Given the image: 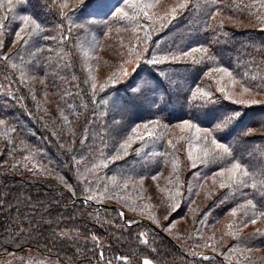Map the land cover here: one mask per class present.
Instances as JSON below:
<instances>
[{"label":"trees","instance_id":"obj_1","mask_svg":"<svg viewBox=\"0 0 264 264\" xmlns=\"http://www.w3.org/2000/svg\"><path fill=\"white\" fill-rule=\"evenodd\" d=\"M172 1L171 6L178 2ZM79 2L27 0L6 13L8 19L0 39H3V51L11 61L0 60V120L5 121L0 125V264H106L108 260L120 264L115 260L118 255L133 257L132 264H139L144 258L155 264H237L229 251L231 247L247 245L252 251L264 250V235H254L257 230L264 234V219L240 231V237L246 239L224 235L230 222L246 219L243 212L238 211L236 217L229 213L230 209H239L253 198L257 190L251 188L252 181H249V187L235 194L229 189H219L212 185L211 175L218 168L227 166V161L193 169L184 152L186 142L180 141L177 144L180 151L176 155L180 158L181 194L177 197L179 206L171 211L169 204L176 191L172 157L160 155L169 151V139L187 135L174 127L180 121L191 118L201 127H212L213 124L205 118L207 111L223 115L239 110L244 113L241 121L215 133V136L218 140L226 136V142L236 155H242L248 163L255 180H264V93L244 97L254 98L261 104L238 105L216 92L213 79L204 76L214 66L213 62L165 64L160 67L178 82V87L173 88L171 96L166 98L168 102L164 104V110L134 113L122 103L124 89L137 77L148 81V74L154 69L138 62L133 53L131 62L124 65L129 75H119L120 65L129 58L128 49L136 41L129 22L114 19L112 15L117 7L125 8L130 15L134 10L127 8L123 0H106L103 4L84 0V6L76 8ZM192 2L193 7L170 24L157 26L149 41V52L156 54L161 47L174 45L185 49L204 45L224 66L249 76L264 75V8L260 7L264 0H218L216 4L211 0ZM61 3L67 4L66 12L76 8L72 19L65 21L64 31L68 27L72 31L71 39L64 42L60 41L57 27L60 23L58 5ZM160 3L158 0L156 6ZM45 4L49 7H44ZM235 5L248 7L241 9ZM170 7L163 12L155 7L150 12L164 16ZM217 7L223 9L224 17H232L231 20L225 19L222 28L219 18H210ZM21 8L27 11H21ZM93 13L96 15H90ZM4 14L5 11L0 9V16ZM27 14L38 15L45 31L26 37L27 44L23 41L17 43L15 32L18 26H22L19 17ZM86 20L96 22L89 25ZM140 23L145 27L149 24L143 18ZM125 28L129 30L125 31ZM108 29L111 32L105 35ZM44 36H56L57 39L45 40ZM121 39L125 47L120 46ZM37 49L41 51L37 52ZM142 50L137 46L136 51ZM33 53H36L35 57ZM13 63L19 66L18 69L11 67ZM92 64L111 68L104 78L95 81V96L90 83L84 82ZM20 70L26 72L27 83L21 82ZM113 74H116L115 84L109 79ZM41 79L47 87L39 82ZM228 83L224 78L223 84ZM101 85H105L103 91ZM197 85L213 91L217 103L205 105L193 99L191 92ZM65 92L70 95L64 96ZM60 109L68 117V123L60 115ZM153 119L169 125L162 140L136 141L125 159L107 168L94 167L103 160L98 147L103 149L104 156L111 155L130 134L132 127ZM114 120L120 123L116 125ZM249 128L254 134L243 136V131ZM114 129L121 131L117 134ZM102 134L106 136L107 147L100 142ZM61 144L71 151H66ZM135 149H139V153ZM73 155L81 160L78 167L74 165ZM25 157L30 159L25 160ZM161 172L163 175L154 181L152 177ZM197 172L201 177L199 180L194 175ZM113 176L121 183L129 176L134 180L143 177V184L121 192L109 182ZM61 177L72 185L75 195L64 186ZM105 185L116 192V197H111L110 191L105 193ZM157 185L165 191H160ZM85 188L98 198L87 201ZM225 193H229L226 198ZM141 195L143 198H138ZM120 196H124L128 203L119 199ZM255 200L260 201L258 210L264 211V201L259 195H255ZM133 201L135 205L145 207H135ZM248 211L251 214V209ZM121 212L124 218L120 217ZM150 215L159 221V227ZM128 220L138 223L129 226ZM169 225L171 230L165 231ZM61 230L68 232L69 237L59 238L56 233ZM141 232L148 234L147 245L138 237ZM93 234L99 237V244L90 239ZM214 242H220L217 244L219 253L204 246ZM100 252L104 253L105 260L98 259ZM193 252L199 255L193 256ZM205 255L211 259H202ZM249 255L252 264H264V253Z\"/></svg>","mask_w":264,"mask_h":264},{"label":"snow or ice","instance_id":"obj_2","mask_svg":"<svg viewBox=\"0 0 264 264\" xmlns=\"http://www.w3.org/2000/svg\"><path fill=\"white\" fill-rule=\"evenodd\" d=\"M27 0H0V9L5 11L3 16H0V37H3L5 32V21L8 19L7 12H11L17 5H22L26 3ZM106 0H96V3L103 4ZM155 2H145V0H123L124 5L134 10L130 15L125 8L117 7L115 11L112 13L113 18L117 20H125L129 22L130 30L133 34V38L136 41L128 49V59H125L123 63L120 65V76H128V71L124 68L125 64L131 62L133 57V53H135V59L138 62L145 63L149 66H152L154 69L150 71L148 76V81H143L142 78L137 77V80L133 81L128 85L125 91V98H123L122 103L126 109L132 110L134 113L140 111H152L155 109L156 111H163L164 104L167 103V97H170L173 88L178 87V82L173 80L169 75L168 71L161 68V65L165 64H187L191 63L192 65H200L205 62L211 61L213 62L212 67H210L205 73L204 76L206 78L213 79V82L217 85L215 89L216 92L222 93L226 100H230L238 105L252 106L261 104V101H258L254 98L245 99L247 96H254L257 94L264 93V75H251L248 73H240L235 69L224 66L218 60L215 54H210L209 48L204 45H198L196 47H189L187 49L180 48L178 46H171L168 48L161 47L159 52L156 54H152L149 52V41L152 40V33L157 30V26L164 27L166 24H170L173 20H175L179 15H182L185 10H188L193 7L192 0H178L174 6H171L169 11L164 16H158L156 13L150 12L151 9L156 7ZM218 0H211V3L216 4ZM84 6V0H80V2L76 5V8ZM44 7H49V5L45 4ZM60 11L57 13L58 19L60 23L58 24V29L60 32V41H69L71 39V31L72 28L68 27L67 31L65 29V21L71 20L72 16L75 15L76 8L72 10V12L64 11L67 8L66 3H61L58 5ZM235 7H239L241 9L246 8L248 6L244 5H235ZM261 8H264V3H261ZM21 11H27L25 8H21ZM223 9L217 7L214 12L211 14V19L219 18V26L222 28L225 19L231 20V16L224 17L222 15ZM90 15H96L95 13ZM78 18V17H77ZM149 22L148 26L145 27L140 23V19ZM19 19L22 21V26H18V30L15 32L16 41H23L24 44L28 43L26 37H32L34 35H39L45 31V27L43 22L39 19V16L36 14H27L21 15ZM86 22L90 25L96 21L94 20H86ZM101 23H107V21H99ZM75 23V21H73ZM83 27V25H82ZM125 31H128L129 28H125ZM119 32L120 29H117ZM111 32V29H108V32L105 35H108ZM23 33V35H22ZM226 35V33H225ZM45 40L51 39L56 40V36H44ZM120 46L125 47L123 40H120ZM137 46L141 47L142 51H136ZM4 41L0 39V60L11 61V57L6 54L4 51ZM41 51L37 49V52ZM51 51V49H49ZM163 53V54H160ZM33 57L36 56V53L32 54ZM87 55V54H86ZM66 67L68 65H65ZM139 64H137V67ZM13 69H18L17 64H11ZM133 73L136 72L134 68ZM216 74V75H213ZM21 82L27 83L28 77L24 70H20ZM224 78H227L229 83L228 85L223 84ZM76 79V77H73ZM109 79L115 84L116 82V74H113ZM96 77L89 72L88 79L85 80V83H90V87L92 90V95L96 94ZM41 84H44L45 81L41 79L39 81ZM147 85V86H145ZM238 86V91H237ZM105 85L100 86V90H104ZM70 95V93L65 92L64 96ZM191 96L193 99L202 101L205 105H212L217 103L215 94L211 90H205L201 88L199 85L195 87V89L191 92ZM35 99V97H33ZM63 98V97H61ZM95 103V101H93ZM60 115L63 117V120L68 123V117L64 115L63 109H60ZM244 113L239 110H233L230 112H225L223 115H217L214 111L209 110L205 113V118L209 124H213L212 127H201L198 122H195L193 119H184L179 123L175 124L174 127L180 131V133H187V135H180L179 137H175L174 139H169L167 141L169 151L160 153L161 156L172 157L171 165L172 171L175 174V185L176 191L175 194L171 197V203L169 204V208L171 211H175L179 206V202L177 197L180 196V183H179V172H180V158L176 155L180 149L177 148V144L180 141H185L186 146L184 148V152L186 154V158L189 161L190 167L195 169L200 165L207 166L208 164H214L218 161H227V166L220 167L216 171H214L211 175L212 185H215L219 189H229V191L235 194L242 188L249 187V181H252L251 188L257 190L253 198L248 199L246 205L242 204L239 206V209L232 208L230 209V215L236 217L238 211L243 212L246 219L240 221H232L227 225V231L224 235H231L234 239H246L241 238L239 233L243 228L248 227L249 224L255 225L259 219H264V211L258 210V205L260 201L255 200V195H259L261 201H264V180L256 181L255 174L250 170L248 163L244 160V157L236 155L233 147L226 142L227 137H221L219 140L215 136V133L229 129L230 127H234L240 121ZM114 124L118 125L120 121L114 120ZM5 124L4 120H0V125ZM169 128L168 124H162L159 119L148 120L146 122H142L136 124L131 128L130 134H128L123 140L119 143L118 147L115 148L114 152L109 156H104L103 149L97 148V151L100 152L101 157H103L102 162L99 165H94V167L107 168L110 164H115L119 160L125 159L129 153V149L132 148L133 143L136 141L145 142L146 140H162L167 135V130ZM114 131L119 134L120 129H114ZM254 134L253 129H247L243 131L242 135L245 137L251 136ZM55 135V133H54ZM83 142V141H82ZM100 142L105 147H107L106 136L100 135ZM61 147H64L66 151H71V148H68L65 144H61ZM137 153H139V149H135ZM34 155V154H33ZM30 157H25V160H29ZM72 160L75 166H79L81 164V160L76 159L73 155ZM36 166L33 165V168ZM49 174H50V170ZM163 173H157L154 175L152 179L158 180ZM197 179H201L200 174L194 173ZM64 186L68 189L72 195H75V191L71 184H69L66 180L61 177ZM109 182L115 186L116 189H119L121 192L127 190L129 187H134L135 185L143 184V177L139 180H134L133 177H126L123 182H118L116 177L113 176L110 178ZM171 182V178H170ZM206 182V180H205ZM204 185L201 184V187ZM105 193H109V189L105 185ZM159 189V185H157ZM160 191H165V189H159ZM84 191L87 193L85 199L87 201H92L97 199L98 197L89 189L85 188ZM199 193H197L198 195ZM229 193H225V198ZM111 197H116V192L114 190L110 191ZM138 198H143V196H139ZM119 199L124 200L125 204H127V200H125L124 196H120ZM224 202V199L221 200ZM133 205L135 202L133 201ZM135 207H140L143 209L145 206L135 205ZM248 209H251V214H249ZM121 218H124V213H119ZM150 218L154 220V222L159 227V221L155 219L154 216L150 215ZM168 219L167 216L164 217ZM128 225L131 226L133 224L138 223L135 220H128ZM165 231L171 230V225L164 229ZM56 235L61 239H66L69 237V233L61 230L56 233ZM147 233L141 232L138 234V237L141 239V243L147 245ZM254 235H264L257 230ZM90 239L94 241L96 244H99V237L95 234L91 235ZM209 240H214V237H209ZM220 242L214 243H206L204 246L211 248L214 252L219 253V248L217 244ZM155 251V249H152ZM232 255L236 258L237 264H252V258L249 255L252 251V248L245 245V247L241 248L239 245L233 246L229 249ZM193 256L199 255L198 253H191ZM204 260H210L209 256H202ZM230 258V257H226ZM98 259L105 260L104 253L100 252ZM115 260L119 261L120 264H132L133 257L118 255L115 257ZM106 264H112L111 260L106 261ZM139 264H153L152 260L147 258L142 259Z\"/></svg>","mask_w":264,"mask_h":264},{"label":"rangeland","instance_id":"obj_3","mask_svg":"<svg viewBox=\"0 0 264 264\" xmlns=\"http://www.w3.org/2000/svg\"><path fill=\"white\" fill-rule=\"evenodd\" d=\"M74 1L75 0H71V2H74ZM69 2H70V0H69ZM173 3L174 2L172 0H161V3L158 4L156 6V8L160 12H163V11L167 10ZM166 4H168V5H166ZM106 55L109 56V57H114V55H112V54H106ZM95 65L96 64H92L91 73L93 75H95L96 80L99 82L102 78H104L108 74V72L111 70V68H108V67H97ZM90 67H91V65H90ZM87 70H88V68H87ZM237 89H238V86H237ZM245 97L249 98V97H257V96L256 95H254V96H247L246 95ZM263 253H264V250H253V251H251L250 254L261 256V255H263ZM27 264H34V263H27Z\"/></svg>","mask_w":264,"mask_h":264},{"label":"crops","instance_id":"obj_4","mask_svg":"<svg viewBox=\"0 0 264 264\" xmlns=\"http://www.w3.org/2000/svg\"><path fill=\"white\" fill-rule=\"evenodd\" d=\"M153 264H155V263L153 262Z\"/></svg>","mask_w":264,"mask_h":264}]
</instances>
